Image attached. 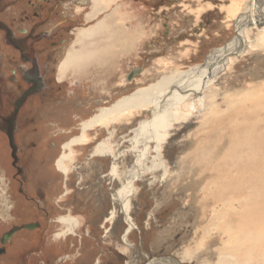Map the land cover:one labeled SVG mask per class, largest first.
I'll return each mask as SVG.
<instances>
[{"label": "rangeland", "instance_id": "rangeland-1", "mask_svg": "<svg viewBox=\"0 0 264 264\" xmlns=\"http://www.w3.org/2000/svg\"><path fill=\"white\" fill-rule=\"evenodd\" d=\"M249 1L125 0L127 10L118 15L116 13L118 8L115 11L111 9L112 12L107 15L105 13L104 17L113 15L124 29L136 30L139 35L134 46L128 50L117 48L108 59L110 64L114 62L116 65V73L107 77H113L112 81L108 82L62 81L65 77L58 76L60 64L66 53L81 49L78 33L83 30L77 29L72 34L65 35V38H68L67 44L55 55L53 63L56 76L51 79L52 88L29 98L17 117L14 144L17 148L18 161L14 160V169L11 166L7 142L4 140L8 164L3 167L0 163V183L4 177L7 182L5 189L8 191L12 188L14 191V227L36 222L42 225L41 229L21 230L16 234L14 264H26V259L32 253L35 255L29 264H34V261L36 264H151L160 261L169 263L166 260L170 258L182 260L181 264H197L196 261L188 262L182 259L190 250L189 245L203 243L205 247L201 232L198 231V236L193 235L190 210H185L187 203L185 194L177 193L168 197L165 183L159 181L160 178L154 183L155 175L151 173L137 182V186L140 187V193L136 197L139 210L133 216L139 229L130 233L129 240L134 245L132 248L125 244L122 237H114L112 232H107L109 231L107 227L114 224L109 220V216L113 212L115 215L120 213V209L113 201L112 193L121 187V178L113 181L108 178L113 160L105 156L97 157L96 162L100 164L98 171L101 175L96 173L88 176L91 169L87 171L85 168V174L81 176L72 172L67 180L58 170L56 161L63 152V145L81 134L79 130L81 123L91 119L101 108L111 107L121 98L148 88L166 75L187 72L205 65L209 55L226 47L238 36L235 24L246 10ZM26 2L27 0H0V21L14 28V20L17 22L27 10ZM89 2L95 4L96 1ZM106 5L109 10L108 0ZM70 11L73 10L59 9L60 14L63 12L65 15ZM256 35V31L248 35L251 38L250 42L256 39ZM4 37L5 34L0 29V106L9 113L8 108L12 105V100L7 98L9 92L20 94L17 86L8 79L18 64L19 57L11 46L5 44ZM232 59L234 64L221 74L220 82L209 88L223 91L216 100L222 109H227L222 102L225 92L238 93L235 95L238 100H243L242 97L246 93L255 98L256 89L260 92L256 97L263 94L261 91L264 89V46L256 47L243 56ZM108 62L100 67L108 68ZM132 72L137 74L129 79ZM3 75L7 76L6 79L2 78ZM19 79V84L26 88V84ZM246 107L249 105L243 108ZM258 111V115L264 118V110ZM50 113L55 117H50ZM196 116L189 121L176 124L171 129V137L164 148L170 165H175L181 156V143L176 142L178 140L180 142L181 139L177 135L195 129L202 119ZM147 118H150L148 112L136 113L132 110L125 124L115 123L112 147L115 150L127 148L126 150L130 151L132 146L129 140L134 137L132 131ZM97 130H92L93 136L96 137L97 134L95 141L101 142L110 137L108 130L101 127ZM77 149L78 152L82 150L80 147ZM90 153L89 150L86 151L85 156L76 163L84 164L83 160ZM150 155L151 160H155L156 154L153 151ZM223 156L224 153L220 157ZM126 158L125 164L120 165L121 169L132 167L131 165L135 163L131 151L126 153ZM151 163H148V166H151ZM159 173L161 174V171ZM97 178L101 179L99 186L102 187L98 186ZM66 187L69 189L68 195ZM2 198L0 203L4 201ZM100 199L101 201H98ZM1 206L3 207V204ZM70 210L72 216L79 218L82 224L76 229L75 235L56 236L66 228L58 218L68 215ZM7 215L1 208L0 216L3 221L11 220ZM254 215H258V212ZM117 217L119 219L116 227L123 220L121 216ZM220 220L224 221L223 218ZM9 226L10 222L5 229ZM126 227L128 229V225L124 226L123 231ZM112 230L113 228L110 231ZM119 232L120 228L114 234ZM54 247L58 249L57 252L47 258L45 251ZM208 247L211 248L212 245L207 244L206 248ZM199 256L202 263L208 258L207 254Z\"/></svg>", "mask_w": 264, "mask_h": 264}, {"label": "bare ground", "instance_id": "bare-ground-1", "mask_svg": "<svg viewBox=\"0 0 264 264\" xmlns=\"http://www.w3.org/2000/svg\"><path fill=\"white\" fill-rule=\"evenodd\" d=\"M95 1L93 17L109 8L107 0ZM116 20L111 15L80 32L81 49L69 52L60 73L66 74L70 69L80 73L100 67L107 64L117 48L128 50L134 46L138 31H128ZM235 25L238 36L226 47L209 55L205 65L166 75L148 88L121 98L111 107L101 108L91 119L81 123L80 135L63 145L56 166L66 180L72 172L82 176L85 168L87 171L91 169L88 176L101 175L96 158L113 160L108 178L111 181L121 178L122 185L112 193L120 213L115 215L113 212L109 220L116 224L117 216H121L126 222L128 229L123 238L129 247L134 245L128 236L139 229L133 216L139 210L136 197L140 187L137 182L151 173L155 175L154 183L157 178L165 183L168 197L185 194V210H190L193 235L198 236L199 231L205 241V247L203 243L189 245L190 250L182 257L183 260L196 261L197 264H264V118L258 115V109L264 110V89L258 97L259 90H254L255 98L249 93L244 94L243 100L236 99L238 93H223L222 102L227 109H222L216 101L223 91L209 90L234 64L232 58L264 46V0H250ZM253 31L257 32L256 39L250 42L248 35ZM245 105L249 107L243 108ZM132 110L148 112L150 118L142 120L132 131L134 137L129 144L135 163L130 168L121 169L120 165L125 164L126 153L130 151L112 147L113 126L115 123L125 124ZM194 115L202 118L201 122L192 131L177 135L181 139L176 141L181 143V156L175 165H170L164 148L171 137V129L176 124L189 121ZM99 127L108 130L110 136L101 142L95 141L97 134L96 137L92 135V130ZM78 147L82 152L77 151ZM88 150L91 153L83 160L85 163H76ZM152 151L156 154L155 160H151ZM223 153L224 156L220 157ZM96 181L99 186L101 179ZM68 192L66 187L67 195ZM7 193L2 188L0 194L8 208ZM255 212L259 216L254 215ZM59 221L66 228L56 236L75 235L81 225L79 218L72 216L71 212L60 217ZM207 244L212 247L206 248ZM199 254H207V260L202 263ZM168 261L153 264H181L182 260L173 258Z\"/></svg>", "mask_w": 264, "mask_h": 264}, {"label": "flooded vegetation", "instance_id": "flooded-vegetation-1", "mask_svg": "<svg viewBox=\"0 0 264 264\" xmlns=\"http://www.w3.org/2000/svg\"><path fill=\"white\" fill-rule=\"evenodd\" d=\"M70 2H74L75 4L77 0H27V10L22 13V16L17 19V22L14 20V28L0 21V29L5 34V44L11 46L19 57V61H17L18 64L11 71V75L8 76V79L10 82H12V84L17 86L16 88L20 93L18 95L12 91L9 92V96L7 98L12 100V105L10 108H8L9 113H6L3 109V106H0V163L3 165V167L7 166L8 164V160H6L7 153L4 148V140L7 142L10 152L9 156L12 161L11 166L14 169V130L17 117L29 98L37 94L45 93L49 91V88H52L51 79L52 77L56 76V71L53 64L55 63L56 59L55 55L62 50L61 48L64 47L65 44H67L68 38H65V35L72 34L79 25L73 21L65 22L59 26H54L51 24L54 18L60 15L59 9L64 8V5L69 4ZM6 77L7 76L4 75L2 76L3 79H6ZM19 78H21L22 83L26 84V88H24L22 84H19ZM17 106H19L20 109L16 116ZM10 111L12 112L10 113ZM50 115V117H55L53 113H50ZM11 140L13 141V147ZM15 165L17 166V164ZM2 179H4V177H2ZM4 184L7 185L5 180ZM4 184L1 181V191L2 188L5 189ZM7 195V203H10L9 207L7 208L5 205L6 203H0V209L2 208L3 213L5 215L8 214L7 216H10L11 220L3 221L0 216V264H7L8 262L9 264H14V238L18 233L12 234L11 236L9 235L14 230V191L12 188L11 190H8ZM0 198H2L1 195ZM2 204L3 207L1 206ZM96 211H98V209H96ZM70 212L72 213L71 210ZM98 214L96 216L97 220L99 219ZM9 222V228L5 229L7 223ZM105 224L109 225L110 223L105 222ZM118 225L119 226L116 227L115 223L110 224V227H107L109 230L107 232H112L114 237L123 238L127 227L124 231L123 228L125 225L127 226V224L125 221L121 220L120 224ZM39 228H42L41 224ZM112 228L113 230L110 231ZM119 228L120 232L118 234H114L119 230ZM55 247L47 248L45 251L47 258H50L51 254L53 255L57 252L58 249ZM30 255L31 256L27 258L28 260L26 259V264L31 263V258H33L35 254L33 255L32 253ZM153 263L155 262H152L151 264ZM34 264H36L35 261Z\"/></svg>", "mask_w": 264, "mask_h": 264}, {"label": "crops", "instance_id": "crops-1", "mask_svg": "<svg viewBox=\"0 0 264 264\" xmlns=\"http://www.w3.org/2000/svg\"><path fill=\"white\" fill-rule=\"evenodd\" d=\"M124 1L125 0H108L110 9L102 12L101 14H98L95 17L92 16L94 13V6H95L94 2L90 3L89 0H77L75 4L74 2H70L69 4L64 5L63 10L66 11V9L69 8L70 6V10H73V11H70L69 14H66V15L62 12L63 14L61 13L62 14V15L60 14L61 16L58 15L56 18H54L51 24L54 26H59L65 22L73 21L79 24L75 30L81 29L84 31V30L89 29L88 27L91 26L90 28H92L93 26L98 24L101 20H103L105 18L104 17L105 13L107 15L110 12L115 11V9L118 8L116 13L119 15L120 12H122L123 10H127V3H124ZM119 19H120V16H119ZM78 34H80V32ZM67 55L68 53L65 54L63 61L66 59ZM63 61L61 62L60 67ZM113 64L114 62L111 64L108 62V68H104V67L101 68L97 66V67L91 68V70L80 72V73L77 70L70 69L66 72V74H63V75L60 73V69H59L58 76L65 77L64 79H62V81L68 82V83H73L74 81L79 82V83H88V82L99 83V82H104L105 80L106 82H108V81H112L113 77H110V78H107V77L113 76L114 73H116L115 72L116 65L115 64L113 65ZM7 264H9V262Z\"/></svg>", "mask_w": 264, "mask_h": 264}, {"label": "water", "instance_id": "water-1", "mask_svg": "<svg viewBox=\"0 0 264 264\" xmlns=\"http://www.w3.org/2000/svg\"><path fill=\"white\" fill-rule=\"evenodd\" d=\"M136 74H137V72L132 73L131 76L129 77V79H131L132 76H136ZM19 109H20V107L17 106V108H16V116H17V114L19 112ZM11 142H12L11 144H12V147H13V141L11 140ZM14 160L16 162L18 161L17 148H16L15 144H14ZM39 227H40L39 223H31V224L23 225L21 227H14V230L9 235L11 236L12 234H16L17 232H19L21 230H30V231H32V230H35L36 228H39Z\"/></svg>", "mask_w": 264, "mask_h": 264}]
</instances>
